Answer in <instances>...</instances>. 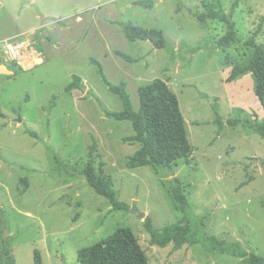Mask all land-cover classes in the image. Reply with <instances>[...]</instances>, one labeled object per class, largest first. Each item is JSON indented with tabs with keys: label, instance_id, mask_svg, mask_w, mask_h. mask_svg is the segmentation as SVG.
I'll list each match as a JSON object with an SVG mask.
<instances>
[{
	"label": "rangeland",
	"instance_id": "rangeland-1",
	"mask_svg": "<svg viewBox=\"0 0 264 264\" xmlns=\"http://www.w3.org/2000/svg\"><path fill=\"white\" fill-rule=\"evenodd\" d=\"M134 1L0 0V18L6 23L0 22V43L29 34L41 45L48 43L43 47L47 63L0 74L1 261L10 255L14 264H35L39 251L43 264H81V249L126 228L149 264L173 257L185 264H245L241 258L209 252L202 243L178 252L173 245H149L147 217L157 233L185 224L174 195L175 177L184 185L198 238L240 243L249 253L264 256V139L245 128L263 127L264 109L254 90L252 94L253 78L241 85L235 81L238 67H249L255 58L247 42L257 35V43L264 45V0H219L226 13L239 1L233 17L238 41L230 49L216 48L226 34L225 24L194 17L217 9L218 0H155L151 9ZM96 6L102 11L96 12ZM82 10L89 13L82 14L86 21L98 17L86 38L75 27L76 19L68 21ZM51 22L58 26H48ZM114 22L158 29L167 47L129 41ZM117 51L138 63L125 62ZM91 58L101 62L110 82L128 83L135 111L141 105V86L172 79L191 155L176 159L173 170L157 160L129 167L140 145L123 140L135 134L131 122L106 115V109L123 111V104L98 77ZM74 75H88L92 92L68 93ZM92 148L95 171L106 176L103 186L130 211H116L88 184L84 170Z\"/></svg>",
	"mask_w": 264,
	"mask_h": 264
},
{
	"label": "trees",
	"instance_id": "trees-1",
	"mask_svg": "<svg viewBox=\"0 0 264 264\" xmlns=\"http://www.w3.org/2000/svg\"><path fill=\"white\" fill-rule=\"evenodd\" d=\"M136 5L151 9L155 6V0L139 1ZM238 6L239 1H236L230 13H226L218 0L217 9L208 8L204 13L194 15L202 23L216 21L226 25V34L217 42V49H230L238 41L236 24L233 21ZM114 24L120 26L122 33L129 41H149L157 49L167 47V40L163 32L158 29H143L134 26L130 22H114ZM261 29L262 27L260 26L259 30ZM256 38L257 35H254L247 42V45L254 50L256 62L251 67L255 81L254 92L261 107L264 109V45L257 43ZM47 40L51 42L52 38L47 36ZM39 48L42 50L40 43ZM115 54L126 62L138 63L136 59L123 52L117 51ZM90 61L96 67L98 77L105 87L118 96L124 106V110L121 112L106 109V115L118 121L131 122L135 131L133 136L123 139L125 143L140 145L139 150L129 158V167L146 166L149 160H157L164 162L165 166L173 170V164L176 163V159L188 158L191 155L192 148L187 133V122L181 111L178 96L167 81L155 79L151 83L141 86L139 88L141 105L140 109L135 111L127 83L113 84L105 74L101 62L95 58H91ZM9 68L14 70L16 67L10 66ZM85 88L84 81L79 76L74 75L72 83L66 90L71 92ZM216 114L217 122H219L220 114L219 112ZM232 124L234 123L232 122ZM245 128L253 130L264 139V125L261 127L255 124H248L245 125ZM26 133L38 138L36 132L27 130ZM94 156L95 151L92 148L90 160L84 170L88 184L98 195L110 200L116 211H130L128 204L117 201L115 193L103 186L101 179L107 181L106 176L103 171L100 174L96 173ZM174 184V195L181 203L182 211L186 216L185 224L178 229L168 230L166 233H157L152 220L147 217L144 225L145 230L150 235L148 240L150 246L167 248L173 245L172 251L178 252L184 246H194L196 243H202L209 252L241 258L245 264H264V256L249 253L241 247L240 243H228L214 236L198 238L192 227V208L184 193V185L177 177L174 178ZM2 234L3 231L0 229V239ZM78 258L81 264H148L137 239L126 228L115 231L111 236L96 245L81 249L78 253ZM34 260L35 264H43L39 251L35 252ZM0 264H14V259L8 255L5 261L0 260Z\"/></svg>",
	"mask_w": 264,
	"mask_h": 264
},
{
	"label": "crops",
	"instance_id": "crops-1",
	"mask_svg": "<svg viewBox=\"0 0 264 264\" xmlns=\"http://www.w3.org/2000/svg\"><path fill=\"white\" fill-rule=\"evenodd\" d=\"M35 0H33V2H34ZM137 2H139V0L138 1H134V4L136 5V3ZM137 6V5H136ZM96 12H101L102 11V9L101 8H99V6H96L95 8H93ZM88 13V11L87 10H82V13H80V14H77L76 16H74V14L71 16V17H69L70 18V20H68V21H71L72 22V20H74V19H76V24H75V27L78 29V31H82V36H81V38H86L89 34L88 33H90V30H92V28H95L96 27V20L98 19V17H96V14L95 15H93V17H90L89 19H88V21H86L85 20V18L82 16V14H84V13ZM89 14V13H88ZM106 19H108L110 22H112V21H114V19H111V18H106ZM5 20V18H0V22L2 23V21H4ZM57 23H61V20L60 21H58ZM3 25L4 24H6L5 22H3L2 23ZM50 25H52V27H56V26H58V24H55V22H51V24H49L48 26H50ZM114 25V24H113ZM73 26V25H72ZM120 27V26H119ZM32 31V30H31ZM30 31H28V32H25V33H22L23 35L24 34H26V33H29ZM87 32V34L86 35H84L85 33ZM96 33H97V35H101V33L99 32V31H96ZM21 34V35H22ZM19 35V34H18ZM127 39V38H126ZM86 40V39H85ZM128 40V39H127ZM46 44H48V43H43L41 46H42V53H43V58L41 59L42 61H41V63H39V64H37L34 68L36 69L37 67H39V66H41V65H43V64H45V62L47 63L48 61H47V57H46V55H45V53H44V45H46ZM118 57V56H117ZM118 58H120V57H118ZM121 59V58H120ZM123 60V59H122ZM141 60V59H140ZM126 62V61H125ZM250 63V66L249 67H247V66H243V65H241V66H239L238 67V70L240 71L239 73H238V75L236 76V82L237 81H239V85H241V84H244V83H246L247 81H252V78H253V73H252V71H251V67L255 64V62H256V59L254 58V59H250V61H249ZM127 63H129V62H127ZM130 64H132V63H130ZM243 64V63H242ZM34 70V69H33ZM248 70V71H247ZM77 76H79V75H77ZM88 75H86L85 76V78H83L82 76H79L83 81H84V84L86 85V88L85 89H83L84 91H86L85 93L87 94H89V92H92L91 90L92 89H89V86L87 85V83L89 82V79H88V77H87ZM87 79V80H86ZM253 80H254V78H253ZM172 79H169V80H167V82L169 83V85H170V87L173 85V83H172ZM235 82V83H236ZM253 82V81H252ZM127 83V82H126ZM254 83H255V81H254ZM253 83V89H252V94H253V90H254V87H255V84ZM127 85H128V83H127ZM230 86H232L231 84H230ZM83 90H73V91H71V92H74V91H83ZM67 91V90H66ZM71 92H68V93H71ZM129 92V91H128ZM111 93V92H110ZM113 94V93H112ZM113 95H115V94H113ZM116 96V95H115ZM118 97V96H117ZM131 99H132V97H131ZM98 100L101 102V103H103L102 102V100H101V98H98ZM122 102V101H121ZM123 104V103H122ZM132 104H133V102H132ZM133 108H134V105H133ZM123 110H124V106H123ZM101 180H103V179H101ZM109 181V180H108ZM114 181V180H113ZM168 230H170L169 229V227H166V228H164L163 229V233H165V232H168ZM148 239L150 238V236L149 237H147ZM174 258H176V257H173L172 258V260H169V261H161L160 259H158L159 260V264H185V263H182V262H178V261H176L177 260V258L176 259H174ZM149 264V263H148Z\"/></svg>",
	"mask_w": 264,
	"mask_h": 264
},
{
	"label": "built area",
	"instance_id": "built-area-1",
	"mask_svg": "<svg viewBox=\"0 0 264 264\" xmlns=\"http://www.w3.org/2000/svg\"><path fill=\"white\" fill-rule=\"evenodd\" d=\"M41 58H43L42 50L31 34L24 37H10L0 43V61L8 67L31 69L39 64L38 61Z\"/></svg>",
	"mask_w": 264,
	"mask_h": 264
},
{
	"label": "water",
	"instance_id": "water-1",
	"mask_svg": "<svg viewBox=\"0 0 264 264\" xmlns=\"http://www.w3.org/2000/svg\"><path fill=\"white\" fill-rule=\"evenodd\" d=\"M5 74V75H13L14 72L5 64L0 65V74ZM19 122H22V119H19ZM145 216L144 214L142 215V217Z\"/></svg>",
	"mask_w": 264,
	"mask_h": 264
}]
</instances>
